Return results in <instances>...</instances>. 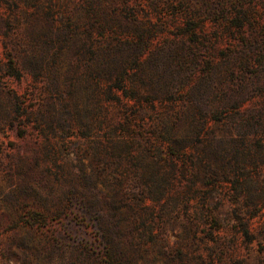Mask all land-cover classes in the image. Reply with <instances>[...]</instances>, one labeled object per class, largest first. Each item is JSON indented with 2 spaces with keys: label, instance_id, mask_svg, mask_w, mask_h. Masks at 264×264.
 I'll return each mask as SVG.
<instances>
[{
  "label": "rangeland",
  "instance_id": "rangeland-1",
  "mask_svg": "<svg viewBox=\"0 0 264 264\" xmlns=\"http://www.w3.org/2000/svg\"><path fill=\"white\" fill-rule=\"evenodd\" d=\"M0 264H264V0H0Z\"/></svg>",
  "mask_w": 264,
  "mask_h": 264
}]
</instances>
